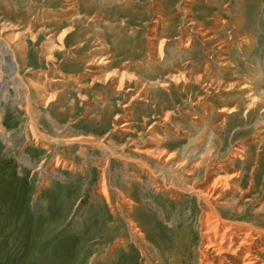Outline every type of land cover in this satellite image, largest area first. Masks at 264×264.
<instances>
[{
    "label": "rangeland",
    "instance_id": "374dc122",
    "mask_svg": "<svg viewBox=\"0 0 264 264\" xmlns=\"http://www.w3.org/2000/svg\"><path fill=\"white\" fill-rule=\"evenodd\" d=\"M236 3L193 0L186 15L181 0H0V29L14 50L13 58L0 50V86L8 81L0 93V264L221 261L201 237L208 206L194 193L151 185L140 162L204 192L222 178L228 184H218V201L239 210L218 208L222 217L264 227V134L255 137L264 107L259 101L245 113L246 98L224 88L252 69L261 78L257 92H264V0H244L240 10ZM224 5L230 12L220 10ZM216 12L234 39L254 38L248 52L233 46L235 67L228 69L189 25H212ZM185 35L192 50L178 42ZM159 39L161 57L150 49ZM207 64L219 75L210 78L202 70ZM121 74L125 83L117 88ZM199 74L219 83L203 87ZM18 80L29 85L30 105ZM31 117L47 142L35 141ZM197 143L211 156L192 174L179 164L188 158L179 156ZM236 146L242 150L230 160ZM107 147L126 159L105 162Z\"/></svg>",
    "mask_w": 264,
    "mask_h": 264
},
{
    "label": "bare ground",
    "instance_id": "6f19581e",
    "mask_svg": "<svg viewBox=\"0 0 264 264\" xmlns=\"http://www.w3.org/2000/svg\"><path fill=\"white\" fill-rule=\"evenodd\" d=\"M217 1L219 2V0H217ZM181 2L183 5L181 12L183 14L188 15V12H190L188 9V6H190L192 4L193 0H181ZM242 2H244V0H237V3L235 5L237 7V10L241 9L240 6L242 5ZM237 4H238V6H237ZM217 5H219V4H217ZM220 8H221L220 9L221 11H225L226 13L229 11V7H227L226 5L220 6ZM218 13L219 12H216L215 14H213L214 18L212 19L213 20L212 25H210V23L201 24V23H197L195 21H192L191 23H189V25L192 26L191 28H194L196 30V32H198L199 36L203 38L202 41L204 43L213 44V47H215V50L218 51V53H217V60H218L217 65L221 68L228 69L229 67L230 68L235 67L234 66L235 64L232 61V56H231L232 55L231 51H232V49H234L233 46H235L240 52H243V51L248 52V48L251 45H253L254 38H253V36H251L248 33H242V34L238 35L237 39L236 38L234 39L232 37L231 31H227L229 21L224 20L221 16L218 15ZM244 16H246V15H244ZM161 21H162L161 16L155 18L156 25L158 23H161ZM233 25H234V23H233ZM5 30H6V27H3L2 29H0V50L5 52L4 54L7 53L6 54L7 57L13 58L14 57V50H13V47L11 46V44L9 42L8 35H5V33H4ZM154 38H155V36L152 35V38H150V39H154ZM178 42L184 43L183 47H185V50L186 49L192 50L193 48L196 47V46L190 47V45L193 42V38L190 35H185L184 39L182 38V40H179ZM161 44H162V40L159 39L158 44L150 45L151 51H152V48L155 47V49L158 52V55L160 57H161V55H160ZM209 60H210V58H209ZM232 64H234V65H232ZM208 66H209V64L205 65L202 68V70L206 71L207 75H209L210 78L212 75H215V76L219 75L215 71L210 70ZM13 69H19V66L17 63L15 65H13ZM220 70H222V69H220ZM251 70L252 69L248 70V72L246 74H244L243 76H240V77L238 76L234 82H231V83L227 82L224 85V88L226 87L227 89L228 88H233V89L235 88V90H237L239 92L240 96L243 95L246 98L247 103L245 105V108H246L244 111L245 113H246L248 108L251 109L252 107H254V104H256L259 101L261 102V107H264V92L260 93V92H257V90H256L257 84H258V79H261V78L256 79V75H257V74H255L256 72L251 71ZM207 75L206 74L196 75L195 76L196 82L203 84L202 85L203 87H205L206 85H208L210 83H212V84L214 82H216V84L219 83L218 79L213 80L214 81L213 82L212 79H210V78L204 79L202 77V76L207 77ZM182 76H184V75H182ZM123 77L124 76L122 74L119 75V80H118L117 85H116L117 88H121L124 85L125 82L123 83ZM9 80H16V78L14 76H12V78ZM175 80H177V78H175ZM18 81H19V83H17V85L23 84L27 88L28 92H26L25 98L27 100V105H30L29 85L25 82H24L25 84L22 83L23 79H22V81H20V80H18ZM7 82L8 81L6 80V84H7ZM6 84H3L2 86H0V93L3 91V89H5L4 87L6 86ZM143 84L144 83H142L141 85H143ZM224 109L225 108L221 109L220 111H224ZM263 122L264 121H260L258 123V126H257L258 130H256L257 134L255 135V137H258L260 139L263 137V134H264V123ZM32 124H33V135H34L35 141L47 142L46 139L48 140V138L45 135L41 134L39 131H36V129H35L36 126H35L33 117H31V126H32ZM53 138L54 137H52V139L49 140V142L50 143L53 142V143L57 144L58 140L53 139ZM148 138L151 140H154L156 142L155 138L152 135H150ZM72 141H77L80 145H81L82 141L85 142L83 139H80V138H73ZM146 141H147V139H146ZM206 148H208V146L203 147L199 143H197L193 147L183 148L180 152L179 157H181V158L187 157L188 159H186V160H188V161L180 159L179 164L181 165V167H182V165L183 166L187 165L188 166L187 168H189V170L192 172V174L198 173L199 169L201 167H203V163H206L208 160H210V159L206 160L207 158H209L211 156L210 152L208 150H205ZM107 149H108V151L105 150V151H107L105 153V162H106L107 157L112 159L113 157L119 156L121 159H126L124 157V155H121L119 153L117 154L116 153L117 151L114 152V151H112V149L110 150L108 147H107ZM137 150H139V149H137ZM153 150H155V148ZM203 150H205V152H203ZM240 150H242L241 146L234 147L232 154L229 157L230 160L235 158L236 155L239 154ZM160 153H163V152L161 151ZM109 154H110V156H109ZM172 157H174V156H172ZM57 161L58 160H55L56 163H57ZM165 161H166V159H165ZM137 162L139 163L140 160ZM173 162H175V161H173ZM140 163L142 164L141 166H143L144 168H146V170H148V173L150 175L148 180L151 183V185H154L156 183L158 184V182H159V184H161V187L163 186V190L172 191V189H176V190L178 189V190H183L184 192H187V193H194L198 197L199 201L202 200V202L208 206L209 210L203 209V212H202V215H201L200 221H199L200 225L202 227L201 237H202L203 242L205 244L204 248L205 249H207L208 247L211 248L221 258V261L219 260L217 262V264H264V261H261V258H260L261 255L264 256V227L255 225V224L250 223V222L234 221L233 219H230V218L226 219V218H223L222 215L220 214L221 211H219L218 208L225 209V210L226 209L230 210V209L234 208L232 206V204H230V203H226V205H225L224 201H218V199L220 198V194L218 191V187H219L218 184L219 183L222 184V187L224 188L228 184L227 181H225L224 179H223L224 181H221L219 179H222V178L218 179V177H217V178L212 180V184L210 186H208L206 192H204L198 183L192 184V185H186L184 187H182V186L180 187L178 185V182L175 181L176 183H174L170 180H167L166 177H169V176L166 173V169L164 167H162V168L160 167L158 170H156V169L150 168L148 166L149 164L147 165L146 163H143V162H140ZM220 165H221V167H224L226 165V163L223 162V164H220ZM212 170H215V168H213ZM212 170L210 172V176L212 174ZM205 171H206V169H205ZM121 174L123 176L125 175L123 170L121 171ZM172 175H173V177L178 176L177 174H172ZM106 183H107V179L105 177V170H104L103 179L100 183V192H101V194H104V195L107 192L106 191ZM159 187H160V185L157 186L158 190H159ZM117 193H118V199H120L122 197L121 196L122 193L118 190H117ZM235 210L239 211L237 209H235ZM127 220H128V222H130V227H131L132 231L140 239L143 246L145 247L146 252L148 251V253L150 254V251H149L150 246L147 243V241H145L144 238L141 236L140 232L137 231V228L135 227L134 221L129 220V219H127ZM121 242H122V244H124L125 241L122 240ZM149 254H147L148 257H149ZM205 262H207L206 257H202V258L200 257V264H204Z\"/></svg>",
    "mask_w": 264,
    "mask_h": 264
}]
</instances>
